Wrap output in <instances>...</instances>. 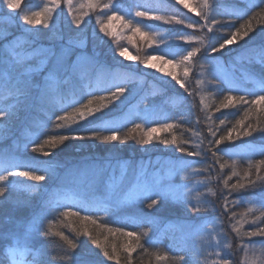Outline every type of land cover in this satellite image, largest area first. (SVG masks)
I'll return each instance as SVG.
<instances>
[{
  "label": "trees",
  "instance_id": "obj_1",
  "mask_svg": "<svg viewBox=\"0 0 264 264\" xmlns=\"http://www.w3.org/2000/svg\"><path fill=\"white\" fill-rule=\"evenodd\" d=\"M51 1L21 0V8L16 12H12L5 4L0 3V72L10 67L5 60L14 53L25 57V65L30 69L29 78L40 85L42 77L51 68L57 70L56 66L60 61L69 68L74 58L81 55L97 63L114 67L113 58L121 49L133 53L132 56L138 57V60L141 57L139 54L144 57L163 54L166 59H174L177 62L192 48H200L201 52L188 65L189 75L178 76L186 84L187 90L181 88L171 78L162 82L144 79L141 87L138 86L139 80L98 86L99 84L89 83L85 76L76 74L72 76L82 79L83 82L85 79V84L79 85V89H76L74 85L71 86L69 82L63 80L61 87L64 90V100L59 103L55 101L54 108L49 107L50 111L47 104L40 101L42 97L39 90L33 92L31 109L22 111L14 92L0 83V110L5 112V117H0V120L8 115L12 116L7 124L5 122L0 124V175L8 176L6 181H0V187H4L6 193V198H0V261L3 264H12L9 251L17 248L23 250L25 264H34V261L39 259H42L44 264H69L65 253L72 250L68 247L67 241L57 235L62 233L70 240L78 242L74 257L76 264H117L115 259L108 260L103 255V251L92 244V239H98L109 253L115 248L119 264H127L124 247L128 244L136 248L131 256V264H199L193 261L197 252L191 244L182 247L170 245L166 228H158L153 235L152 224L148 222L112 220L113 217L122 216L132 218L133 212L138 210L139 214L145 216L177 220L181 218L199 220V216L214 215L217 218L216 232L218 235L221 233L220 241L223 239L225 241L223 243L227 244L224 248H218L220 257L239 264L245 250L248 249L242 247L244 243L249 239L255 243H264V237L249 238L245 235L256 226L253 221L261 223L259 218L264 214V208L249 210L246 204L252 198L264 195V163H261L264 161V151H262L264 150V104L234 102L235 106L228 108H222L221 105L226 102L225 98L229 95L243 96L250 102L256 96L264 95V87H255V91L237 89L211 73L201 84L198 74L202 69H211L214 62L222 61L226 65L231 56L246 50L264 48V0L255 2L224 0L234 10L237 8L242 12L217 8L211 13L210 18L205 15L207 8L201 6L202 1L190 3L191 9L194 10L193 14L184 6L167 0H93L95 6L91 8L88 6L89 0H71V3L69 0H58V4L55 5L53 0ZM48 3H51L50 6ZM109 3L115 6L118 15L124 16L125 21L131 19L133 25H139L141 32L150 33L154 38L152 45L149 46L148 38L144 36L130 35L132 28L125 27L124 21L120 20L112 21L115 26L112 22L109 23L111 35L104 36L100 33V25L108 23L107 15L111 14L103 7ZM45 7L52 9L50 13L52 19L49 20L48 28L43 24L26 25L20 18L37 11L43 13ZM136 11H147L150 15L161 16L164 19L150 20L146 17H136ZM194 13L201 15L196 16ZM77 17L83 20L78 35L73 30ZM204 17H208L209 21ZM211 19H215L218 23L212 25ZM176 20H182L184 23L177 24ZM249 21L253 29L249 37L234 42L220 52L211 53L212 47H218L240 25H246ZM189 23L195 27H187ZM208 27L213 28L211 33L208 32ZM46 33L53 36L48 37ZM130 36L131 41L128 39ZM180 36L194 39L184 41L178 38ZM61 48H65L68 55H62L59 52ZM243 64L249 68V72L258 74L259 79L264 80V56L260 59L249 57L243 61ZM184 68L185 66L182 71ZM68 86H71L69 92ZM247 86L254 88L249 82ZM117 87L126 89L123 96L108 108L102 109L94 119L89 118L82 128L73 125L71 121H68L64 128L56 126L59 123L55 119L56 116L70 113L74 108L80 107L94 97H109ZM217 108L220 110L217 111ZM124 116L126 120L122 121ZM120 119L121 124L104 127ZM241 120L244 125H251L256 129L251 136L236 139L234 133L233 141H224L218 149L210 145V141L226 135L229 129L234 126L239 127L238 122ZM168 123L173 124L174 127L168 132H158L155 136L160 139H171L175 136L178 144L188 141L185 146L189 151L202 150V154L189 157L186 153L180 152L177 146L165 147L156 139L150 145H142L140 138L143 132L131 131L136 124H141L146 130ZM68 128L75 131L87 130L84 132L86 135H91V131L96 130L99 131L101 138L116 131L119 133L120 141L70 139L63 144L58 143L54 149H50V146L44 143L52 136L68 134ZM210 128L216 132L215 137L209 133ZM247 144H254L258 152L246 159L234 157L232 151ZM40 145H44V151L51 150L53 156L44 157L42 152H34L33 148ZM213 152L216 154L213 155ZM156 158H170L192 165V169L196 172L193 179L211 192L205 197L207 202L205 208L200 207L201 211L193 212L191 206H186L185 202L163 200L160 206L149 211L138 199H132L126 187L118 191H128L131 202L129 201L121 211H118L115 205H108L107 208L99 211L84 209L64 197L61 199L67 201H53L54 195L57 198L62 196L61 186L66 172L83 164L103 163L107 160L115 163L118 161L134 163L152 161ZM27 170L45 175L46 180L34 182L27 177L16 175L20 171ZM249 180L256 182L254 187H246L239 191L231 190L233 184L241 182L247 185ZM226 203L227 211L224 207ZM65 212H79L80 215L65 216L63 215ZM84 216L92 217L96 224L84 221L82 219ZM37 224L42 225L49 232L48 238L29 235L35 232ZM261 226H264V223ZM234 227H240L243 241L236 237ZM109 228H121L123 233H147L148 235L140 242L147 251L121 232L110 233L107 230ZM86 229L87 234H85ZM157 256L167 258L157 259Z\"/></svg>",
  "mask_w": 264,
  "mask_h": 264
},
{
  "label": "rangeland",
  "instance_id": "obj_2",
  "mask_svg": "<svg viewBox=\"0 0 264 264\" xmlns=\"http://www.w3.org/2000/svg\"><path fill=\"white\" fill-rule=\"evenodd\" d=\"M48 1L52 2L51 0ZM167 1L184 6L183 3H178L177 0ZM196 1H202L201 6L207 8L205 15L209 18L211 13L216 11L217 8H223L225 11L232 12L234 10L224 0H184V3L190 5V3ZM255 1L256 0H251V2ZM91 2L93 3V0H91ZM48 4L50 6L51 3ZM185 9L191 14L194 12V10H189V8ZM235 10L238 13L242 12L241 9L236 8ZM195 14L198 16L197 13H194V15ZM74 26L75 29L73 30L75 34L78 35L80 29H77L75 24ZM142 33L143 32L137 33V35L143 36ZM46 34L48 37L53 36V34ZM132 34L133 32L130 33V35ZM256 49L246 50L240 54L231 56L232 58L226 62V65L222 63V61H217L213 63L211 69H202L198 74L200 83L202 84L205 77L211 73L222 79L225 83L233 85V87L237 89L243 88L255 91L256 88L264 87V80L259 79L258 74L249 72V68L243 64V61L247 60L249 57L260 59L261 56H264V48L259 47ZM59 52L62 55H68V51L65 48H61ZM132 54L129 51H126L125 56L121 57L119 56V53H117L115 58H113L114 67H108L102 63H97L85 55L75 57L69 68L66 67V64L63 61H60L58 66H56L57 70L51 68L50 71L42 77L40 84L41 87L39 89L42 97V100L40 99V101L47 104L48 108L50 106L54 108L55 101L59 103L64 100V90L61 87V82L63 80L69 82V85L71 86L74 85L76 89H79L80 86L85 84V79L83 82L82 79L72 76L76 74H80L81 77L85 76L89 83L91 82L92 85L99 84L98 86L114 85L117 82L139 80L138 86L141 87L144 79L158 80L162 82L165 81V79L170 78L166 76L165 73L159 72L157 69L163 67L165 72L172 71V65L163 64L160 60L153 59L148 62L157 65V69L149 68L145 66L148 57L139 54L141 56L139 60L138 57H135L133 60L130 59L134 57ZM217 59H220V57H217ZM5 63L8 65L10 64L8 60H5ZM184 66L185 65L180 63L176 64L175 71L177 76L183 75L181 72H184L182 71ZM65 67L68 69L67 71ZM234 70L236 72H234ZM248 82L251 83L254 88L248 87ZM71 86L67 87L68 92L70 91ZM70 93L72 94V92ZM48 110L50 111V108ZM11 117L12 116L8 115L3 120H0V124L4 122L7 124ZM125 120L126 116L123 117L122 121ZM116 122L106 124L104 127L121 124V119ZM255 152H258L257 147H255L254 144H247L232 151V154L235 155L234 157L246 159L252 156ZM259 152L261 151L259 150ZM192 168V165L183 163L182 161H175L170 158H156L152 161H138L134 163L123 161L115 163L111 160L103 161V163L91 162L66 172L64 175V183L61 186L62 196L57 198V196L54 195L53 201L62 200L61 198L64 197L68 200L74 201L84 209L99 211L107 208L108 205H115L117 210L121 211L130 201L128 191L131 194L138 191V178L146 177L149 183L156 189L164 192L172 191L182 193L184 200H191L192 203L199 208H205V204H207V202H205V197L210 195L211 192L207 191L199 181L193 179L196 172ZM122 187H126L128 191H118ZM261 199H264V195L254 197L247 201L246 204L248 205L249 210L261 207L259 203ZM165 200L182 203V199L174 198L171 195ZM133 214L137 216L134 217ZM133 214L131 215L133 216L132 218L129 216H122L113 217L112 220L116 222L128 221L133 223H138L139 221L148 222L152 224L151 232L153 235L158 228H166L168 230V237L171 246L182 247L183 245L191 244L195 248L197 255L196 257H193L194 262H199V264H219L221 257L220 255H216V253L219 252L218 248H224L227 244L223 243L225 242L223 239L220 241L219 235L221 233L218 235L216 232L217 218L214 215H204L205 217L199 216V220L185 218L177 220L171 218L164 219L160 216H145L139 214L138 210H135ZM247 247L248 249L245 250L243 259L239 264H264V243L252 242L251 244H248ZM9 253L12 264H25V261H23L24 256L22 255L23 250L12 248ZM228 261L229 264H234L233 261H230L229 259Z\"/></svg>",
  "mask_w": 264,
  "mask_h": 264
},
{
  "label": "snow or ice",
  "instance_id": "obj_3",
  "mask_svg": "<svg viewBox=\"0 0 264 264\" xmlns=\"http://www.w3.org/2000/svg\"><path fill=\"white\" fill-rule=\"evenodd\" d=\"M178 3H183L185 8H189V10H192L190 5L187 3H184V0H177ZM0 3H3L6 5L7 9L11 10L12 12H16V10L21 8V0H0ZM69 3H71V0H69ZM53 4H58V0H53ZM90 8L94 7L95 5L89 0V5ZM104 9L107 11L111 12L110 15H107V22L100 25L99 32L102 33L104 36H109L112 33L109 31V23L114 21V20H120L124 21V26L125 27H131L133 34L141 33V28L139 25H133V22L131 19L126 20L124 16L118 15L117 14V9L115 6L111 3L105 4ZM52 9L45 8L44 12L41 13L39 11L32 13L31 15H23L20 18L23 20V22L26 25H40L43 24L45 28L49 27V20L52 19L50 13ZM198 15H201V13H197ZM43 16V19L41 17ZM136 17L140 18H148L150 20H163L164 18L161 16H153L150 15L147 11H136L135 12ZM204 19L207 21L209 20L208 17H204ZM166 23L170 21H165ZM83 23V20L81 17H77L75 20V25L76 28L79 29L81 24ZM177 24H182L184 21L182 20H176ZM218 21L215 19H211V24L215 25L217 24ZM207 26V25H205ZM189 28L195 27V25L189 23L187 25ZM252 26L251 22L249 21L246 25L242 24L240 25L239 28H237L234 32L231 33V35L226 38L223 43H220L218 47H212L211 48V53H217L225 49L227 46H231L234 44V42L239 41V40H244L245 37H249V33L252 31ZM213 31L212 27H208V32L211 33ZM142 35L147 39V42L149 46L152 45L153 43V37L151 36L150 33L148 32H143ZM180 40L184 41H191L194 39L193 37H186V36H180L178 37ZM129 41H131L132 37H128ZM126 49H121L119 52V56L124 57L126 53ZM201 52L200 48H192L191 50H188L186 55L182 57L180 61H174V59H166L165 55H160V56H149L147 61L145 62V66L153 69H157V65L151 64L148 61H151L153 59H158L160 60L163 64L167 65H172L173 70L172 71H167L165 72V69L163 67L158 68L157 70L161 73H165L166 76L170 77L172 80H174L181 88H184L187 90L186 84L182 82V80L177 76V73L175 71L176 64L180 63L185 65L184 68V73L183 75L187 77L189 75V67L188 65L194 61V59L198 56V54ZM8 61H10V67H6V70L4 72H0V83H3L6 87H8L12 92H14L22 111H28L32 107V97H33V92L35 90L40 89V85L35 84L30 78H29V71L30 69L26 67L25 65V57L19 53H14L11 56L7 57ZM130 59H135L134 57ZM46 87V85H45ZM126 92V89L124 87H117L114 92H111V95L109 97L105 96H99V97H94L92 99H89L87 103L82 104L78 108H74L72 112L66 113L65 115H58L55 117L58 128H64L65 124L68 121H71L73 125H77L78 127L82 128L83 124L85 122L89 121V118H95L97 113H100L102 109L108 108L110 104L114 103L115 101L119 100L123 94ZM107 100V102H105ZM225 103L221 105L222 108H228L230 106H235L234 102H239L240 104H245V103H251L253 105H261L264 104V95H258L256 98L252 101H246L243 96L239 97H234V96H227L225 98ZM220 109L217 108V111ZM0 117H5V112L3 110H0ZM223 123V121H221ZM239 127H233L227 131L226 135H221L219 139H213L210 141V145L216 147L217 149L219 146L224 142V141H233L234 139V133H235V138L239 139L240 137L243 136H251L253 131H256V129L252 128L251 125H244L243 121L238 122ZM174 127L173 124H163L159 127H150L147 128L146 130L143 129L141 124H136L133 129L131 130L132 133L139 131L143 132V135L140 138V143L142 145H150L153 143V140L156 139L160 143H162L165 147L168 145H175L178 147L180 152L186 153L187 156L192 157V156H199L202 154V150L196 151H189L188 148L185 146L188 144V141H183L181 144L177 143V138L175 136H172L171 139H160V137L155 136L156 133L158 132H168L170 129ZM84 131H75L72 128H68L67 132L68 134L64 135H55L52 136L49 140L45 141L44 143L50 146V149H54L56 145L63 144L65 141L68 140H87V139H93V140H100L102 139L105 142H117L120 141V136L119 133L116 131H112L109 135L103 136L101 138L99 131L92 130L91 135H86ZM209 133L215 137L216 132L213 131L211 128L209 129ZM135 139V137H132ZM122 142V141H121ZM199 147V146H197ZM211 150V148L209 149ZM34 152H42V155L44 157H49L51 158L53 156V152L51 150L44 151V145H40L39 147H34L33 148ZM216 153L213 152V155ZM261 163H264L262 161ZM223 167V165H221ZM257 172H259V168H257ZM9 175H12V173H9ZM16 175L20 177H27L29 180L34 181V182H41L46 180V176L42 174H37L36 171L34 170H27V171H20ZM235 175V173H233ZM250 175V173H249ZM51 178V177H49ZM8 179V176H2L0 175V181H6ZM255 181L249 180L248 184H244L241 182H237L236 184H233L231 186L232 191H239L242 189H245L246 187H254L255 186ZM138 184V191L133 192L131 195L133 198L138 199L140 203L144 204L145 208L149 211H152L156 209L158 206L161 205L163 200L168 198L169 195L173 196L174 198H180L182 199V202H185L186 206H191V211L193 212H199L201 209L195 205L192 204L191 200H184L183 194L182 193H177V192H164L161 190L156 189L152 184L149 183L146 177L144 178H138L137 180ZM225 185L227 186V181L225 182ZM0 198H6V193H5V188L0 187ZM227 200V198H225ZM260 205L262 208H264V199H261L259 201ZM225 211L228 210L227 203L225 204ZM63 215L68 216V215H75L79 216V212H65ZM84 221H90L92 224H96V221L92 219L90 216H84L82 217ZM261 219V223H256L253 221V223L256 224V226L253 228V230L245 233V235L249 238L251 237H264V226H261L262 223H264V214H262V217L259 218ZM110 233H115V232H121L124 235H127L130 239L134 241V243L141 247L143 249V245L140 243L141 240L146 237L148 234L147 233H142L138 234L136 232H127L123 233V229L121 228H116V229H107ZM233 231L236 234V237L239 238L240 240L243 241V236H241V231L239 228H233ZM85 234H87V229L85 230ZM15 235V234H13ZM30 236H35L38 238H48L49 232L45 230L42 225L37 224L35 227V232L29 234ZM57 235H60L62 239L67 241L68 247L72 250L71 252H66L65 255L68 257L69 264H76L75 262V250L78 247V242H74L73 240H70L67 236H63L62 233H57ZM252 240L249 239L246 243L242 245L245 249L247 248L248 244H251ZM92 244L96 246V248H99L103 251V255L107 257L108 260H117V264H119V257L115 255V248H113V252L109 253L107 248L104 247V245L98 240V239H92ZM219 246V245H217ZM144 251H147L146 249H143ZM14 251V250H13ZM136 251V248L132 246V244H128L124 247V252L127 256V264H131V256L132 253ZM216 255H220L219 252L216 253ZM167 257H160L157 256V259H166ZM0 264H3L2 261H0ZM34 264H44V261L42 259L34 261ZM219 264H229V261L223 257L220 258Z\"/></svg>",
  "mask_w": 264,
  "mask_h": 264
},
{
  "label": "bare ground",
  "instance_id": "obj_4",
  "mask_svg": "<svg viewBox=\"0 0 264 264\" xmlns=\"http://www.w3.org/2000/svg\"><path fill=\"white\" fill-rule=\"evenodd\" d=\"M62 201H67V200H64V199H62V200H59V202H62Z\"/></svg>",
  "mask_w": 264,
  "mask_h": 264
}]
</instances>
